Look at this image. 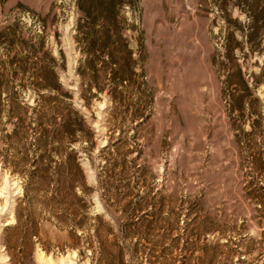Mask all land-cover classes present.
I'll return each mask as SVG.
<instances>
[{"label": "rangeland", "instance_id": "obj_1", "mask_svg": "<svg viewBox=\"0 0 264 264\" xmlns=\"http://www.w3.org/2000/svg\"><path fill=\"white\" fill-rule=\"evenodd\" d=\"M0 264H264V0H0Z\"/></svg>", "mask_w": 264, "mask_h": 264}]
</instances>
